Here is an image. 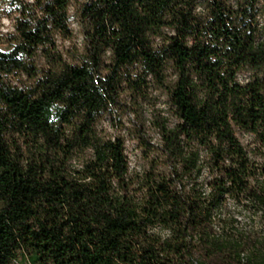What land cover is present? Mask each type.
I'll list each match as a JSON object with an SVG mask.
<instances>
[{
    "label": "trees",
    "instance_id": "16d2710c",
    "mask_svg": "<svg viewBox=\"0 0 264 264\" xmlns=\"http://www.w3.org/2000/svg\"><path fill=\"white\" fill-rule=\"evenodd\" d=\"M262 13L264 0H0V264H264V250L243 260L234 219H264ZM153 93L175 121L139 120Z\"/></svg>",
    "mask_w": 264,
    "mask_h": 264
},
{
    "label": "rangeland",
    "instance_id": "374dc122",
    "mask_svg": "<svg viewBox=\"0 0 264 264\" xmlns=\"http://www.w3.org/2000/svg\"><path fill=\"white\" fill-rule=\"evenodd\" d=\"M69 15H71L70 27L74 31L73 37L70 40H60L58 42L60 50L63 51L66 56L77 51L76 44H79L81 40L79 33L80 30L75 21L74 7L70 9ZM258 21L261 25H264V13L259 16ZM0 30L2 32L12 31L11 21L6 18H0ZM157 94L158 93L152 94L154 100H151V104H141L142 116L139 118V120L153 121L157 114H161V116H166L168 119H170L171 122L175 121L174 117H171L167 104H165L164 97L157 96ZM122 121L123 123H126L136 122L137 120L132 114L127 113L122 117ZM105 124L108 123L105 122ZM147 124L149 125V123ZM147 136H149L148 138L152 143H157L158 135H156L155 130L149 126L147 129ZM238 137L244 145L250 144L251 138L248 135L238 133ZM125 152H127L130 167L137 171L142 170L145 164V159L141 154V151H139L135 139L132 137H127ZM236 212L237 213H235L234 217V219L237 221L236 225L246 240L245 248L241 256L244 261H247V259L254 257L253 252L255 249L264 250V219L253 213L243 211L239 212V210Z\"/></svg>",
    "mask_w": 264,
    "mask_h": 264
}]
</instances>
